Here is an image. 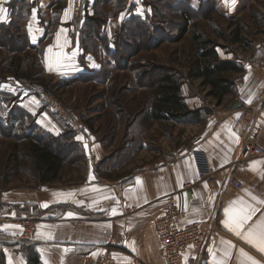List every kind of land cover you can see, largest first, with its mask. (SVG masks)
Returning a JSON list of instances; mask_svg holds the SVG:
<instances>
[{
	"label": "crops",
	"instance_id": "1",
	"mask_svg": "<svg viewBox=\"0 0 264 264\" xmlns=\"http://www.w3.org/2000/svg\"><path fill=\"white\" fill-rule=\"evenodd\" d=\"M0 1V8L6 9L5 18L0 20V32L2 28L5 30L10 25L20 24L22 31L28 34L33 51L40 49V40L49 19L55 17L60 25L55 28V34H51V40L42 47L41 59L48 72L63 74L55 76L57 79L74 77L76 71L74 68L70 70L71 65H76L79 59L69 53L77 44L76 41L71 42L73 27L69 26L72 21L69 0H14L11 2L13 7L10 0ZM145 1L85 0L88 15L83 20L82 36L90 39L93 34L91 22L95 33L102 32V21L91 19L103 16L106 6L111 8L113 4V11H108L105 16L119 15L125 24H129L138 14H149L150 5L137 7V3ZM183 1L190 2L185 11L177 9V14L182 17L203 13L209 1L219 6L217 13L225 16L232 17L245 8L241 3L245 0H160L165 8L171 4L184 7ZM58 4L61 7L55 14ZM170 8L173 11L174 8ZM254 18L258 32L252 42L253 47L247 42L241 45L252 49L250 53L231 60L220 59L217 52L218 59L233 61L243 70L234 83L232 99L226 105H205L201 99L185 98L189 110L207 109L209 112L201 123L195 124L197 134L191 144L176 149L173 159L159 162L131 176L125 183L95 184L92 183L95 178L91 172L85 171L84 180L77 184L0 190V211L14 217L34 215L38 219L33 246L20 248L11 242L19 234V229L8 225L3 227L0 264H30V257L36 259L37 264H93L98 251L107 246L114 251L116 264H166L154 220L162 209L163 199L171 194L187 211L188 221L211 229L203 248L190 250L185 264H250L241 252L252 257L257 264H264V252L243 238L249 229L264 221V158L250 160L245 169L239 171L240 189L235 190L228 185V167L241 150L240 127L235 122L236 109L264 97L261 57L264 49V6L255 12ZM259 48H262L261 52L252 54ZM86 60L91 69L98 70L93 66L92 56L87 54ZM79 72L88 74L86 79H92L93 73ZM96 74L98 76L100 72ZM45 124L49 132L55 131L52 123ZM205 164L217 171V181L213 184L194 182L198 167ZM185 184L189 186L184 188ZM241 201L242 204L234 203ZM241 209L254 211L252 218L240 230V235H236L230 230L232 218ZM226 221L229 227L225 226Z\"/></svg>",
	"mask_w": 264,
	"mask_h": 264
},
{
	"label": "rangeland",
	"instance_id": "2",
	"mask_svg": "<svg viewBox=\"0 0 264 264\" xmlns=\"http://www.w3.org/2000/svg\"><path fill=\"white\" fill-rule=\"evenodd\" d=\"M83 1V16L76 19L69 0L71 42H77L69 53L79 59L71 65L70 70L76 71L72 78L57 79L55 76L63 74L48 72L41 59V51L60 25L55 17L49 19L36 51L29 46L31 41L20 24L0 32V190L39 186L30 161L21 155L34 140L63 160L58 179L48 184L52 186L77 184L84 180L85 171L91 172L95 184L125 183L131 176L173 159L176 149L191 144L197 128L189 117L181 124L146 119L157 81L164 74H172L181 83L184 98L217 104L201 81L188 78L196 59L193 35L215 43L220 59L236 60L251 52L241 45L247 42L253 47L258 32L254 14L264 6V0L242 1L244 11L231 17L217 13L219 6L209 1L203 13L186 18L178 15L177 9L185 11L190 1H183L184 7L171 4L174 9L170 11L172 8L163 7L160 0H147L137 7L150 5L149 14H138L125 24L119 15L105 16L112 13V4L104 8L105 12L100 10L103 16L94 19L102 21V32L95 33L91 22L93 34L88 39L82 36L83 20L88 15V5ZM11 2L14 0L9 2L13 7ZM184 22H188L187 32L174 43L176 31ZM239 28L235 42L234 32ZM261 51L255 49L252 54ZM87 54L98 70L87 65ZM82 70L93 73L92 79L80 74ZM239 76L235 72L224 75L235 84ZM231 94L222 99V105L229 104ZM45 123H52L55 131L49 132ZM15 153L20 156L18 162ZM37 223L38 219L31 233L34 243Z\"/></svg>",
	"mask_w": 264,
	"mask_h": 264
},
{
	"label": "built area",
	"instance_id": "3",
	"mask_svg": "<svg viewBox=\"0 0 264 264\" xmlns=\"http://www.w3.org/2000/svg\"><path fill=\"white\" fill-rule=\"evenodd\" d=\"M71 3L75 18H82L84 1L71 0ZM261 57L264 64V49ZM235 122L240 127L241 150L238 158L228 167V185L238 190L242 186L238 179L239 171L245 169L250 160L264 158V97L252 104L239 106ZM217 175V171L209 165H200L194 182L213 184L217 181ZM188 186L185 184L184 188ZM35 222V216L18 218L0 211V237L4 226H13L19 229V234L11 242L21 248L32 245L31 233ZM154 229L162 244L166 264H185L188 252L201 250L211 232L210 228L198 222L188 221L187 211L179 206L174 194L163 199L162 209L154 220ZM93 264H116L114 252L108 246L104 247Z\"/></svg>",
	"mask_w": 264,
	"mask_h": 264
},
{
	"label": "trees",
	"instance_id": "4",
	"mask_svg": "<svg viewBox=\"0 0 264 264\" xmlns=\"http://www.w3.org/2000/svg\"><path fill=\"white\" fill-rule=\"evenodd\" d=\"M185 17L187 18L188 16L185 15ZM91 20L94 21V19ZM187 23L184 22L177 29L176 35L173 38L174 43L179 42L187 32ZM239 33L240 28L234 32L236 35L235 42H238ZM193 37L195 40L196 59L188 72V78L201 81V85L208 88V95L213 97L217 101V104H220L225 96L233 92L234 88V83L230 82L224 75L229 72L240 73L242 67L233 61H217L218 55L215 43L209 39H204L200 34H195ZM15 65L16 63L14 62L13 66L15 67ZM181 93L182 88L179 80L173 77L172 74L162 75L157 81L153 102L150 111L146 115V119L181 124L189 117L192 123H201L207 117L209 111L207 109L189 110L185 98ZM63 136H60V139H63ZM17 152L19 153L18 148ZM21 152V155L30 161L36 182L39 185L49 184L58 178L63 168V160L48 147L38 144L34 140L28 143ZM18 153H15V162L20 160ZM29 261L30 264H37L36 259L32 257H30Z\"/></svg>",
	"mask_w": 264,
	"mask_h": 264
},
{
	"label": "snow or ice",
	"instance_id": "5",
	"mask_svg": "<svg viewBox=\"0 0 264 264\" xmlns=\"http://www.w3.org/2000/svg\"><path fill=\"white\" fill-rule=\"evenodd\" d=\"M6 15V9L0 8V20H3ZM72 195V194H68ZM253 199H255L253 197ZM234 203H243L241 202H234ZM45 207L47 205H44ZM254 211V210H253ZM253 211H246L241 209L239 214H237L234 218H232V226L230 230L235 231L236 235H240V230L248 223V221L252 218ZM71 215V214H70ZM226 215L228 213L226 212ZM225 226L229 227V222H225ZM248 243L253 244V246L257 247L259 251L264 252V221H261L258 225L254 228L249 229L246 235L243 237ZM231 247V245H230ZM242 256H245L250 264H257L252 257L247 256L246 253L241 252Z\"/></svg>",
	"mask_w": 264,
	"mask_h": 264
}]
</instances>
